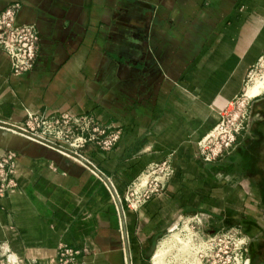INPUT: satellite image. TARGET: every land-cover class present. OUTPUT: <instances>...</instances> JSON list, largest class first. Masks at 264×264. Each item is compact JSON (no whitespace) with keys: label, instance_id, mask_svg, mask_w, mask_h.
<instances>
[{"label":"crops","instance_id":"crops-1","mask_svg":"<svg viewBox=\"0 0 264 264\" xmlns=\"http://www.w3.org/2000/svg\"><path fill=\"white\" fill-rule=\"evenodd\" d=\"M15 2L18 23L35 24L40 45L20 77L0 51V123L28 129L29 114L90 116L117 133L109 151L53 142L105 175L122 205L152 165L169 163L173 174L140 209H124L123 222L92 169L0 127V158L17 157L16 189L0 200V264L5 253L21 264H61L65 247L80 252L74 264H151L149 250L175 219L243 215L248 133L211 163L198 142L264 56V0H0V12Z\"/></svg>","mask_w":264,"mask_h":264},{"label":"built area","instance_id":"built-area-1","mask_svg":"<svg viewBox=\"0 0 264 264\" xmlns=\"http://www.w3.org/2000/svg\"><path fill=\"white\" fill-rule=\"evenodd\" d=\"M21 5L12 3L0 12V51L11 61L12 76H23L35 67L38 58L40 33L35 24L18 23ZM247 86V85H246ZM243 96V95H242ZM230 111V110H229ZM227 111L216 127L198 142L201 158L211 163L224 158L235 150L238 137L245 130L246 116L233 117ZM238 118V119H237ZM24 129L54 143L64 142L71 148H82L88 142H97L104 150H111L118 140L117 133L107 134L106 130L90 116L72 117L64 114L35 116L29 114ZM39 132V133H38ZM103 136V138H101ZM17 157L6 153L0 158V200L16 189L14 179ZM151 181L145 187L137 188L139 179L126 195V206L138 210L155 194L160 193L173 174L169 163L152 165L145 173ZM142 175L143 176H145ZM211 238L206 246L211 250V260L222 264H251L248 255L249 238L238 228L218 230L211 225ZM80 252L65 247L59 252L61 264L76 263ZM5 264H21L12 253H5L1 259Z\"/></svg>","mask_w":264,"mask_h":264},{"label":"rangeland","instance_id":"rangeland-1","mask_svg":"<svg viewBox=\"0 0 264 264\" xmlns=\"http://www.w3.org/2000/svg\"><path fill=\"white\" fill-rule=\"evenodd\" d=\"M261 60L247 79V84L252 80L249 84L250 86H255L260 80H264V56ZM263 96L264 92L259 97ZM254 101L255 99L246 100L241 96L229 112L233 117H241L242 115L247 117L250 114V106ZM150 181L151 179L149 178L148 182ZM245 188L247 189L248 187L245 186ZM248 190L251 196H248L247 207L243 208V215L238 219L231 216L238 214L235 211L217 223L207 215H195L175 219L169 225L168 231L161 235L159 241L154 243L151 250H149L148 255L150 256L149 260L151 264H153L152 258L154 254L159 248L164 246L166 251L161 258L160 264H214L213 260H211V250L206 246L209 238H211V225L216 227L217 231L238 227L246 236V230L248 229L256 239L260 242L264 241V207L257 206L255 191H251L249 188ZM250 198L253 202L249 201ZM123 206L125 210L128 209L126 202L123 203ZM249 247H251L250 244ZM248 255L251 257L250 249H248ZM215 264L222 263L218 262Z\"/></svg>","mask_w":264,"mask_h":264},{"label":"flooded vegetation","instance_id":"flooded-vegetation-1","mask_svg":"<svg viewBox=\"0 0 264 264\" xmlns=\"http://www.w3.org/2000/svg\"><path fill=\"white\" fill-rule=\"evenodd\" d=\"M244 131L248 133L246 145L250 154L248 163L244 165L246 168L244 174L247 175L248 188L256 193L257 206L264 207V96L255 99L250 106ZM246 232L251 245L249 249L252 264H264V241L260 242L248 229Z\"/></svg>","mask_w":264,"mask_h":264},{"label":"water","instance_id":"water-1","mask_svg":"<svg viewBox=\"0 0 264 264\" xmlns=\"http://www.w3.org/2000/svg\"><path fill=\"white\" fill-rule=\"evenodd\" d=\"M0 127L5 128V129H9V130H12V131H15V132L20 133V134H22V135H25V136H27V137H29V138L35 140V141L41 142V143H43V144H45V145H48V146H50V147H52V148H54V149H57V150H59V151L65 153V154H67V155H69V156H71V157H74L75 159L81 161L84 165H86L87 167H89L90 169H92V170H93L97 175H99V176H100V177L106 182V184L112 189L114 195L116 196V199H117V202H118V206H119V210H120V213H121V217H122L123 222H124V207H123L121 201L119 200V198L117 197V195H116V193H115V191H114V188H113L111 182L109 181V179H108L105 175H103V174H102V173H101V172H100L95 166H93L89 161H87V160L84 159L81 155H79V154H77V153H75V152H73V151H70V150H68V149H65V148H63V147H61V146H59V145H57V144H55V143H52V142H50V141L44 140V139L40 138L39 136H37V135H35V134H33V133H30V132H28V131H26V130H24V129H21V128H18V127H15V126H12V125H9V124H6V123H0ZM126 247H127V249H128V244H127V243H126Z\"/></svg>","mask_w":264,"mask_h":264},{"label":"bare ground","instance_id":"bare-ground-1","mask_svg":"<svg viewBox=\"0 0 264 264\" xmlns=\"http://www.w3.org/2000/svg\"><path fill=\"white\" fill-rule=\"evenodd\" d=\"M263 81L264 80H260L255 86H250L249 84L252 82V80H250V82H248V84L246 86L247 91L245 89L246 93L244 91L243 98L246 99V100H250V99H254V98H257L260 95H262L263 92H264ZM40 138L44 139L43 137H40ZM44 140H46V139H44ZM147 183H148V177L147 176H143L139 180V183L137 184V188L140 189L142 187H145L147 185ZM163 246H164V244H163ZM165 251H166L165 250V246L162 247V248H159L157 250V252L154 254V256L152 258L153 264H160L161 258L163 256V254L165 253Z\"/></svg>","mask_w":264,"mask_h":264}]
</instances>
